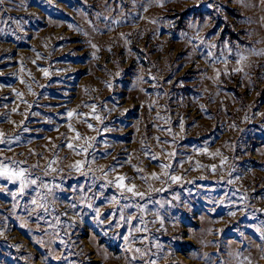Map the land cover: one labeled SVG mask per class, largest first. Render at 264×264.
Returning a JSON list of instances; mask_svg holds the SVG:
<instances>
[{
  "label": "clouds",
  "instance_id": "9594fccd",
  "mask_svg": "<svg viewBox=\"0 0 264 264\" xmlns=\"http://www.w3.org/2000/svg\"><path fill=\"white\" fill-rule=\"evenodd\" d=\"M0 264H264V0H0Z\"/></svg>",
  "mask_w": 264,
  "mask_h": 264
}]
</instances>
